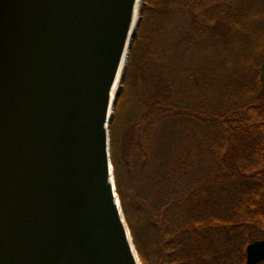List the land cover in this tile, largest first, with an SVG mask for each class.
Wrapping results in <instances>:
<instances>
[{"label": "trees", "instance_id": "obj_1", "mask_svg": "<svg viewBox=\"0 0 264 264\" xmlns=\"http://www.w3.org/2000/svg\"><path fill=\"white\" fill-rule=\"evenodd\" d=\"M263 58L264 0H143L110 126L142 264H246L264 239Z\"/></svg>", "mask_w": 264, "mask_h": 264}, {"label": "water", "instance_id": "obj_2", "mask_svg": "<svg viewBox=\"0 0 264 264\" xmlns=\"http://www.w3.org/2000/svg\"><path fill=\"white\" fill-rule=\"evenodd\" d=\"M142 2L0 0V264H142L110 130Z\"/></svg>", "mask_w": 264, "mask_h": 264}]
</instances>
